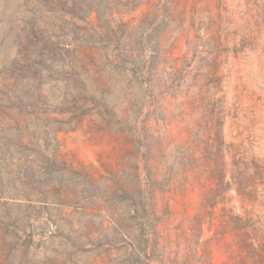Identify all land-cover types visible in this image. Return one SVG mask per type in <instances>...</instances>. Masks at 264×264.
I'll return each mask as SVG.
<instances>
[{"label":"rangeland","instance_id":"1","mask_svg":"<svg viewBox=\"0 0 264 264\" xmlns=\"http://www.w3.org/2000/svg\"><path fill=\"white\" fill-rule=\"evenodd\" d=\"M80 5L0 0V249L8 226L36 264H252L211 198L232 155L264 161V0Z\"/></svg>","mask_w":264,"mask_h":264},{"label":"trees","instance_id":"2","mask_svg":"<svg viewBox=\"0 0 264 264\" xmlns=\"http://www.w3.org/2000/svg\"><path fill=\"white\" fill-rule=\"evenodd\" d=\"M81 1L39 0L41 4L52 11L59 8L75 14H80L83 10L82 5H80ZM36 28H39V24ZM35 37L34 50L35 62L37 63L35 69L39 72L41 64L46 63L47 59L54 60L57 51L41 37L39 31L36 32ZM67 79L69 82L66 81L65 88L71 95V104L74 105L89 91L87 84L73 65H69V77ZM65 102L67 101L65 100ZM34 105L40 108L38 104ZM231 158L229 179L225 184L217 183L211 198V206L229 203L233 198H237L236 205L233 204L228 208L222 206V212L228 213L227 219L223 221L225 229L223 231L233 234L244 261L249 260L252 264H264V161L245 154L239 158L238 163H236L234 155ZM231 190L233 194L227 195V192ZM233 207H237V214H233ZM3 238L4 242L0 249L1 264H36V261L29 256V251L34 243L30 235L23 236L17 230L11 231L6 226ZM70 242L72 247H77L76 240L70 239ZM74 256V253L69 252L67 257L50 258L44 264H79V260Z\"/></svg>","mask_w":264,"mask_h":264}]
</instances>
